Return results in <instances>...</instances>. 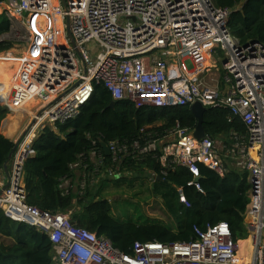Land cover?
<instances>
[{"label": "built area", "instance_id": "1", "mask_svg": "<svg viewBox=\"0 0 264 264\" xmlns=\"http://www.w3.org/2000/svg\"><path fill=\"white\" fill-rule=\"evenodd\" d=\"M5 1L0 14L10 22L6 35L16 37L23 51L12 82L0 85V105L7 110L3 122L16 111L29 121L12 158L11 184L5 188L0 183L3 215L43 231L56 264H264V44L235 38L227 27L230 10L213 0H66V9L61 0ZM66 17L75 46L66 34ZM91 43L99 51L92 52ZM215 52L222 61L212 59ZM219 63L221 88L204 87L203 74ZM99 83L113 100L128 99L136 107H191L195 102L223 107L242 121L245 131L230 132L228 143L218 149L209 136L196 139L192 129L176 123L153 139L110 141L107 165L93 147L87 158L81 154L70 165L81 171L77 192L106 177H126L129 172L122 173L119 164L147 156L159 164L158 173H148L150 182L182 166L192 177L187 185L200 189L199 165L222 177L230 159L234 168L247 172L249 183L246 257L238 253L225 221L193 226L196 237L188 241H134L125 253L105 236L72 223L70 212L25 202L21 169L34 154L32 141L45 126L74 118ZM16 163L19 173L13 179ZM72 182L61 181L63 193L72 191ZM176 191L179 202L189 207L182 188Z\"/></svg>", "mask_w": 264, "mask_h": 264}, {"label": "trees", "instance_id": "2", "mask_svg": "<svg viewBox=\"0 0 264 264\" xmlns=\"http://www.w3.org/2000/svg\"><path fill=\"white\" fill-rule=\"evenodd\" d=\"M213 1L216 6L230 10L227 27L235 38L241 43L255 40L264 44V0ZM9 31V20L0 14V53L12 48V40L1 38ZM6 112L0 105V124ZM176 123L188 128L196 126L197 120L189 106L136 107L128 99L113 100L102 84H95L91 98L74 118L56 124L55 129L45 126L32 141L30 147L34 154L24 159L21 169L25 202L45 211L70 212L72 223L105 236L114 247L125 253L130 252L134 241L169 243L194 239L193 226L204 228L219 221L228 224L232 241L241 240L238 246L243 245L249 240L246 239L248 230L244 224L249 183L247 172L234 167L228 168L220 177L213 170L199 165L200 189L187 185L192 177L182 166L168 170L164 175L167 182L155 181L151 192L160 198L173 221L172 227L159 221L135 223L116 219L110 213L109 202L93 192L95 186H87L82 194L73 191L63 193L60 188L64 178L72 177L70 165L81 154L87 158L93 147L102 153L106 165L110 163V156L105 154L101 142L153 139L172 129ZM202 126L206 136L224 143H228L230 132L245 131L242 121L230 116L223 107H208L203 114ZM13 147L14 142L0 132V169ZM118 169L122 173L129 172L131 184L141 169L158 173L159 164L147 156L140 161L123 160ZM120 179L112 181L118 184ZM103 181L110 180L106 177ZM176 187L182 188L189 207L179 202ZM0 236L10 240L8 243L0 241V264H56L52 259L51 242L43 231L13 222L1 210Z\"/></svg>", "mask_w": 264, "mask_h": 264}, {"label": "rangeland", "instance_id": "3", "mask_svg": "<svg viewBox=\"0 0 264 264\" xmlns=\"http://www.w3.org/2000/svg\"><path fill=\"white\" fill-rule=\"evenodd\" d=\"M3 2H6L5 0ZM9 38L12 40V48L8 51L0 53V85L4 87L9 82H12L15 72L17 70L19 59L22 57V46L14 37L11 35H4L1 38ZM88 47L91 48L92 52L99 51L97 46H93L92 43L88 44ZM17 59V60H16ZM213 60H221V55L219 52L213 53ZM218 61V60H217ZM222 61V60H221ZM211 68L208 69L201 78L202 84L204 87L214 88L219 86L221 88V79H222V69L219 64H211ZM4 89V88H3ZM31 107V106H29ZM3 121V120H2ZM29 117L24 113L20 112L12 113L5 125L4 132H8L10 128L14 129V136L21 134L25 128L28 126ZM55 129V127H52ZM194 131V128H190ZM170 139V138H165ZM219 149L224 146V143L220 139L213 140ZM232 161L230 159L226 160V167L233 168ZM79 170V169H78ZM149 171L146 169H141L140 174H136V177L132 179L131 184L129 183V174H125L126 177H123L119 180L118 184H115L114 181L110 180L109 182L105 181H96L93 186H95L93 192L99 196V198H109V204L111 206V215L121 221H133L135 223H145L147 221H159L161 223L173 226V221L171 217L166 213L163 208L162 202L159 197L154 196L151 192V182L149 181L148 175ZM81 171L79 170L73 180V192L78 190V180L80 178ZM248 238V235H247ZM4 240L8 243L10 240L5 239L0 236V241ZM250 252L249 241H246L243 245L238 246V253L242 257H246Z\"/></svg>", "mask_w": 264, "mask_h": 264}, {"label": "water", "instance_id": "4", "mask_svg": "<svg viewBox=\"0 0 264 264\" xmlns=\"http://www.w3.org/2000/svg\"><path fill=\"white\" fill-rule=\"evenodd\" d=\"M61 3H62V6L64 7V9H66L67 8L66 0H61ZM65 26H66V29L65 30H66L67 37L69 38V40L71 41V43L73 44V46H75L74 41H73V38H72V35L70 33V22H69V18L68 17H66V19H65ZM224 61L225 60L223 59V62ZM110 105H113V102H111ZM190 109H191L193 115L195 116V118L197 120L195 129L193 131V137H195L196 139L202 138V137L205 136V132H204V129H203V126H202L203 114H204V112H205V110L207 108L203 107L199 102H195L194 104L191 105ZM101 145H102V147L104 149L105 154L108 156L109 155V152H108V148H107L106 144L104 142H101ZM16 147H17V142L14 143V147H13L12 151L10 152V154L8 155V159H7L6 163L3 165L4 172L6 173L7 178H8V181L5 184V188H7L8 186H10V184H11V173H9V171H8L7 164L13 158L14 153L16 151ZM18 173H19V164L16 163V168H15L14 173H13V179L17 178ZM147 176L148 175L146 174V177ZM156 181H159V182H167V180L162 179L161 177H157L156 178ZM150 184L153 187L154 182H151ZM16 186L18 188H21L22 187L21 184H19V183H16ZM102 200L109 201V199H107V198H104Z\"/></svg>", "mask_w": 264, "mask_h": 264}, {"label": "crops", "instance_id": "5", "mask_svg": "<svg viewBox=\"0 0 264 264\" xmlns=\"http://www.w3.org/2000/svg\"><path fill=\"white\" fill-rule=\"evenodd\" d=\"M3 91V89H2V87L0 86V92H2ZM9 123H4L3 121H1V124H0V132L4 135V136H6L7 138H9V139H11L14 143L15 142H17L18 143V141H19V139L21 138V135H22V133L20 134H18L17 136H14L15 134V132H14V129L13 128H10L9 129V131L8 132H4L5 130H4V128H6V126L5 125H8ZM13 159H11L9 162H8V164H7V166H8V171H9V173H11V175H12V170H13V161H12ZM79 170L78 169H76V170H73V172H72V177H71V180L73 181L74 180V178H75V175H76V173L78 172ZM109 180H112V179H109ZM7 181H8V178H7V175H6V173L4 172V169H3V167H2V169H0V183H1V185L3 186V187H5V184L7 183ZM20 182H21V180H20ZM22 183V182H21ZM104 199V198H103ZM107 199H109V198H107ZM245 216V215H244ZM244 240V239H243ZM239 241H241V240H239ZM238 241V242H239Z\"/></svg>", "mask_w": 264, "mask_h": 264}, {"label": "flooded vegetation", "instance_id": "6", "mask_svg": "<svg viewBox=\"0 0 264 264\" xmlns=\"http://www.w3.org/2000/svg\"><path fill=\"white\" fill-rule=\"evenodd\" d=\"M151 189H152V187H151Z\"/></svg>", "mask_w": 264, "mask_h": 264}, {"label": "bare ground", "instance_id": "7", "mask_svg": "<svg viewBox=\"0 0 264 264\" xmlns=\"http://www.w3.org/2000/svg\"><path fill=\"white\" fill-rule=\"evenodd\" d=\"M17 60V59H16Z\"/></svg>", "mask_w": 264, "mask_h": 264}, {"label": "clouds", "instance_id": "8", "mask_svg": "<svg viewBox=\"0 0 264 264\" xmlns=\"http://www.w3.org/2000/svg\"><path fill=\"white\" fill-rule=\"evenodd\" d=\"M247 239V238H246Z\"/></svg>", "mask_w": 264, "mask_h": 264}]
</instances>
